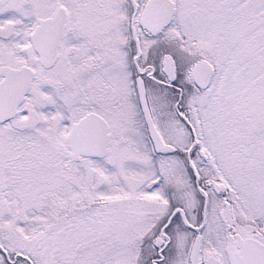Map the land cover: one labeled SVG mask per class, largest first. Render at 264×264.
Wrapping results in <instances>:
<instances>
[{"label":"snow or ice","instance_id":"obj_1","mask_svg":"<svg viewBox=\"0 0 264 264\" xmlns=\"http://www.w3.org/2000/svg\"><path fill=\"white\" fill-rule=\"evenodd\" d=\"M0 264H264V0H0Z\"/></svg>","mask_w":264,"mask_h":264}]
</instances>
